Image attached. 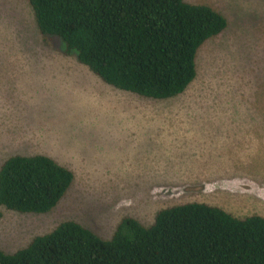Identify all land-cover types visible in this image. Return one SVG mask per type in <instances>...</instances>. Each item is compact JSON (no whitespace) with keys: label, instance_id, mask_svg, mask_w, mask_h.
I'll return each mask as SVG.
<instances>
[{"label":"rangeland","instance_id":"374dc122","mask_svg":"<svg viewBox=\"0 0 264 264\" xmlns=\"http://www.w3.org/2000/svg\"><path fill=\"white\" fill-rule=\"evenodd\" d=\"M227 20L195 56L179 95L152 99L104 83L58 37H43L28 0H0V166L44 154L74 180L47 213L0 206L12 253L74 220L109 239L190 201L264 217V0H184Z\"/></svg>","mask_w":264,"mask_h":264},{"label":"trees","instance_id":"16d2710c","mask_svg":"<svg viewBox=\"0 0 264 264\" xmlns=\"http://www.w3.org/2000/svg\"><path fill=\"white\" fill-rule=\"evenodd\" d=\"M38 31L58 37L104 83L152 99L181 94L195 56L227 27L223 14L184 0H28ZM74 174L44 154L12 155L0 166V206L52 210ZM0 264H264V217H237L190 201L161 208L149 225L124 217L109 239L74 220L61 222Z\"/></svg>","mask_w":264,"mask_h":264}]
</instances>
